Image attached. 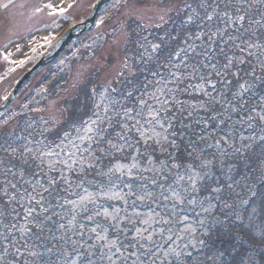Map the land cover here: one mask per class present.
Returning a JSON list of instances; mask_svg holds the SVG:
<instances>
[{
	"label": "snow or ice",
	"instance_id": "6c2138e0",
	"mask_svg": "<svg viewBox=\"0 0 264 264\" xmlns=\"http://www.w3.org/2000/svg\"><path fill=\"white\" fill-rule=\"evenodd\" d=\"M75 2L34 14L65 31ZM137 5L90 0L78 21L73 57L96 61L73 79L83 104L44 116L47 87L0 94V264H264V0ZM11 43L0 57L23 64Z\"/></svg>",
	"mask_w": 264,
	"mask_h": 264
},
{
	"label": "rangeland",
	"instance_id": "374dc122",
	"mask_svg": "<svg viewBox=\"0 0 264 264\" xmlns=\"http://www.w3.org/2000/svg\"><path fill=\"white\" fill-rule=\"evenodd\" d=\"M7 2L8 0H0V5ZM68 2H71V0H68ZM134 2L135 0H129L130 4ZM39 3L40 0H12L8 8L0 7V51H3V46L11 40L12 43L9 44L7 49V51L12 53L11 60L24 62L21 65L9 64L0 57V94H2L5 89L13 92L21 77L31 69L41 45L44 44L43 38L45 35L53 34L56 35L57 38L63 32L50 29L47 26L52 18L48 17L46 12L34 14L35 7ZM89 3L90 0H76L73 8L65 13V16L68 17V21L60 18V22L66 25L65 30L71 26L69 23L70 21H76L78 24V21L90 11ZM156 3L157 0H142V5L137 6L154 8ZM122 11H126V9ZM148 14L151 15V13ZM114 22L115 21H110L109 24L111 25ZM152 29L153 28H149L147 31ZM102 30L103 27L99 31ZM95 31L98 30L93 29V33ZM79 44L80 39L76 37L74 43L65 52L60 54L62 50L59 55L50 62H53L52 65L47 66L50 64L47 63L40 66L18 89L14 97H16L18 101H23L28 96L33 95L38 89L47 87L48 93L41 103L45 108H48L52 101H56V105L52 112H44L40 113V115L49 116L61 105L68 107L66 104L72 100H76L78 96V89L72 86L76 71L86 68L87 71L84 72V75L87 76L92 71V67L90 66L96 65V61L90 59L92 54L84 49L76 53L79 59L73 57V52H75L76 47H79ZM108 44H111V38H109ZM16 45H18V47ZM34 48L36 49L35 52L33 51ZM42 48H47V46L45 45ZM107 53L108 45H105L103 48L97 49L95 55L99 57L101 55H107ZM122 54L123 53H121V55ZM49 57L50 56H46L45 60ZM65 58H67V64L61 66L60 60ZM10 68L15 70L9 71ZM68 68H71V71H68ZM100 75L103 77V73H100ZM95 82L99 83L100 81ZM36 99H40V96H36ZM254 123L257 127L255 129H248L245 133L246 135L258 136L260 122L255 121ZM223 127L222 125L221 128ZM34 130L39 139L38 129ZM209 143H211V141H209ZM245 143H248V141H245Z\"/></svg>",
	"mask_w": 264,
	"mask_h": 264
},
{
	"label": "water",
	"instance_id": "95a60500",
	"mask_svg": "<svg viewBox=\"0 0 264 264\" xmlns=\"http://www.w3.org/2000/svg\"><path fill=\"white\" fill-rule=\"evenodd\" d=\"M89 27H91V24H89ZM87 29H82L78 26L77 24V28H76V31L75 32H71L69 36H65V39L63 41H61V46L56 50L54 51V53H51L52 51L48 52L46 55H44V57L39 61L37 62L27 73H25L21 79L19 80L16 88L14 89L13 93H14V96L17 94V91L18 89L25 83L26 80H28L32 74L42 65L44 64H47V63H50L51 61H53L58 55L59 53L64 50L70 43L71 41L77 37V33H84L86 32ZM65 35V34H64ZM50 57L45 60L46 56L48 54H50Z\"/></svg>",
	"mask_w": 264,
	"mask_h": 264
},
{
	"label": "trees",
	"instance_id": "16d2710c",
	"mask_svg": "<svg viewBox=\"0 0 264 264\" xmlns=\"http://www.w3.org/2000/svg\"><path fill=\"white\" fill-rule=\"evenodd\" d=\"M133 27H135V25H133ZM172 28H173V25H172L171 23H169L164 29L153 28V29L150 30L149 32L152 33V37H151V38H155V37H158V36H163L164 33H165V31H171ZM131 50L134 51L135 49H131ZM229 79H231V77H229ZM261 91L264 92V89H262ZM83 103H84V97H83L82 95H78L76 100H72V101L68 102V103L66 104V106L68 105L67 108H68L69 110H73V108H74L75 105H77V104H83ZM221 126H222V125H221ZM192 127H193V129H194L197 133L200 131V129H199V128L197 127V125L195 124V122L192 123ZM32 132H33V136H34L36 139H38V136H37L36 131L33 129ZM186 142H187V141L185 140V143H186ZM256 143L258 144V141H257ZM199 146H200V147H205V144H204V143H201ZM258 150H259V149L257 148V151H258ZM213 152H214V150H210V152L208 153L209 156H211V154H212ZM226 162H227V163H231V164H236V163H238V160H237L236 157H234V156H230V157L227 158ZM216 171H219V170L216 169ZM0 178H2V177H0ZM6 259H7V260H11L12 257L9 255ZM173 264H174V262H173Z\"/></svg>",
	"mask_w": 264,
	"mask_h": 264
},
{
	"label": "flooded vegetation",
	"instance_id": "af4514ba",
	"mask_svg": "<svg viewBox=\"0 0 264 264\" xmlns=\"http://www.w3.org/2000/svg\"><path fill=\"white\" fill-rule=\"evenodd\" d=\"M71 27V26H70ZM69 27V28H70ZM67 30H68V28H67ZM67 30H65V31H67ZM65 31H63L56 39L57 40H59V38H60V36H63L64 34H65ZM76 40V38L74 39V40H72L71 41V43L60 53V54H62L63 52H65L73 43H74V41ZM53 43L55 44V40L53 41ZM61 46V44H59L57 47H55L54 49L53 48H49V47H47V48H40V50H39V52H38V54L36 55V60H34L33 61V65H32V67L37 63V62H39L40 61V59H42L43 57H44V55H46L48 52H50V51H52L51 53H54V51H56L59 47ZM51 53L50 54H48L47 55V57L48 56H50L51 55ZM53 64V62L52 63H50V64H48L47 66H49V65H52ZM31 67V68H32ZM30 69V68H29Z\"/></svg>",
	"mask_w": 264,
	"mask_h": 264
}]
</instances>
